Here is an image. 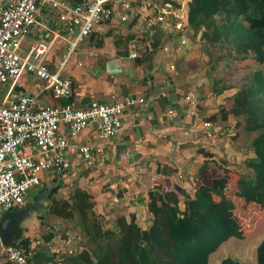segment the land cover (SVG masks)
<instances>
[{
  "label": "crops",
  "instance_id": "crops-1",
  "mask_svg": "<svg viewBox=\"0 0 264 264\" xmlns=\"http://www.w3.org/2000/svg\"><path fill=\"white\" fill-rule=\"evenodd\" d=\"M176 3L179 6L173 9L182 7L181 12L173 10L170 21L156 26L154 36L149 39L145 38L144 31H138L135 26L150 18L151 12L141 1L135 4L139 15L132 24L99 26L66 62L63 75L73 80L74 95L71 100L54 99L43 81L28 73L18 81L16 90L34 96L42 106L73 101L76 107L85 108L92 100L112 103L123 102L126 97L145 99L144 103L125 109L123 127L118 138L107 148L105 163L90 170L72 148L66 154V176L60 182L54 177H44L43 185L35 194L46 184L56 182L58 189L51 207L56 198L70 200L71 191L82 188L97 198L96 211L107 217L102 218L105 219L102 220L105 227L113 228L115 220L123 215L127 222L134 217L145 230L153 224L152 216L147 211L146 196L160 180L170 182L167 191L177 194L179 208L184 210L186 199L195 197L194 184L209 185L213 178L221 176L220 170L213 165L201 171L203 161L200 148L206 147L218 157L226 155L235 162H239L237 160L240 158L255 157L254 153L244 154L235 146L233 149L230 146L232 142L226 135L227 129L221 128L219 113L222 107L228 106L226 98L232 97L238 90L224 88L218 80L213 81L216 86L214 90H209L210 81L204 69L208 57L203 52L201 35L198 36L201 31L196 33L188 27V1L177 0ZM176 14H182L183 19L175 17ZM46 16L43 14V17ZM43 19L40 23L47 26L48 20ZM179 22L182 24L181 30ZM49 28L53 29V25ZM51 31H44L43 37L54 41L48 61L51 69L56 70L60 62L67 59L68 46L62 31ZM41 33L42 30L36 27L35 32L24 39L31 45ZM138 45L146 46V51L136 59L130 58L131 51ZM164 46L170 48L169 53L162 51ZM110 61H116L122 73H110ZM189 96L191 99H188ZM212 114L217 115L216 122L206 120ZM206 121L210 123L207 128L204 127ZM233 122L234 116L230 114L227 123ZM94 141H97V132L90 127L73 143L80 145ZM180 174H183V179L179 178ZM175 187H180L182 193H178ZM50 208L41 214L40 219L33 217L28 221L32 224L29 227L32 230L29 231L27 227L26 235V239L30 240L29 248L35 254L48 258L64 244L68 232H76L84 237L76 218L68 219L51 213ZM39 222L43 226L41 234L36 226L33 228ZM67 222L71 223L73 229H63ZM52 232H55V236L47 242L45 236ZM0 264L12 263L0 256Z\"/></svg>",
  "mask_w": 264,
  "mask_h": 264
},
{
  "label": "built area",
  "instance_id": "built-area-1",
  "mask_svg": "<svg viewBox=\"0 0 264 264\" xmlns=\"http://www.w3.org/2000/svg\"><path fill=\"white\" fill-rule=\"evenodd\" d=\"M139 1L151 13L149 19H139L142 23L135 26L148 39L154 36L156 26L170 21L173 10H182L173 9L177 0H0V219L7 210L26 207L29 194L40 189L45 176L60 182L68 170L66 154L72 148L90 170L105 163L106 150L123 127L125 109L144 103V98L126 97L123 102L112 103L92 100L85 108L76 107L73 101L42 106L34 96L16 90L20 78L28 73L43 81L54 99L71 100L73 80L63 75L71 54L99 26L135 22L139 15L135 4ZM175 17L183 19L182 14ZM43 18L48 20L47 26L40 23ZM181 26L179 22L180 30ZM36 27L42 33L24 50L22 40L34 33ZM51 30L62 31L68 46L67 59L56 70L51 69L48 61L54 41L43 37L44 31ZM145 51L146 46H135L130 58L136 59ZM162 51L169 53L170 48L164 46ZM209 125L204 122L205 128ZM90 127L97 132V141L75 145L73 142ZM179 178L183 179V174ZM164 188L168 190L167 186ZM84 247L81 234L68 232L64 244L46 261L36 260L31 248L2 241L0 256L12 264H64L67 257L79 256Z\"/></svg>",
  "mask_w": 264,
  "mask_h": 264
},
{
  "label": "trees",
  "instance_id": "trees-1",
  "mask_svg": "<svg viewBox=\"0 0 264 264\" xmlns=\"http://www.w3.org/2000/svg\"><path fill=\"white\" fill-rule=\"evenodd\" d=\"M188 27L196 33L205 29L203 36L212 44L227 41L240 56L236 57L238 60H262L264 0H190ZM230 98L232 107L221 108L219 123L234 143L243 134H255L250 147L235 145L244 154H255L245 159L243 166L249 171L239 173L226 159L206 147L200 148L201 171L213 165L221 176L213 178L209 185L194 184L195 197L186 199L184 210L179 208L177 194L165 190L170 182L160 180L146 196L153 224L145 230L134 217L127 222L121 215L114 228L102 231L101 221L107 217L96 211L97 198L90 191L76 188L71 203L56 200L51 207V213L65 218L78 214L84 233V251L79 256L67 257L64 264H211L212 254L232 237L249 238L264 229V73L255 72ZM230 114L234 116L232 124L227 123ZM206 120L216 122L217 115L212 114ZM235 184L237 203L230 194ZM175 189L182 193L180 187ZM236 212L249 217L247 226L244 227ZM54 236L55 232L49 233L45 240L49 242ZM4 244L10 245L9 241ZM21 247L29 249L30 240L26 239ZM36 257L38 261H46L51 256L36 254ZM221 264L243 263L226 257ZM256 264H264V240L257 246Z\"/></svg>",
  "mask_w": 264,
  "mask_h": 264
},
{
  "label": "rangeland",
  "instance_id": "rangeland-1",
  "mask_svg": "<svg viewBox=\"0 0 264 264\" xmlns=\"http://www.w3.org/2000/svg\"><path fill=\"white\" fill-rule=\"evenodd\" d=\"M206 30L202 29L201 32L198 34L200 36V42L203 45V52L205 55L208 57L204 64H205V70L207 72V79L210 81V91H213L214 88L216 87L213 84V81H217L218 83H221V86L223 85L224 88L228 87L229 89L235 88L239 90L241 86L250 81V79L253 77L254 73L257 71H262L264 73V49H263V56L261 57L260 62H255L252 60L245 61V60H238L236 57L237 53L235 52L233 46L228 43L227 41H224L223 39L220 40L217 43H210L205 37L203 36L204 32ZM30 43L26 42L25 39L23 40L22 47L25 48V50H28L30 47ZM240 57V56H239ZM220 81V82H219ZM227 100L231 99L229 96L226 98ZM233 102H228L227 108L232 107ZM257 134V133H256ZM255 134H243L242 137H240L235 143L231 141L230 146L233 149V146H241V147H250L251 141L253 140ZM226 157V158H225ZM222 159H226L228 162H230L232 165L237 167V171L239 173H246L249 171V169L244 165L245 159L247 158H239L235 162L233 158L228 159L227 156L225 155ZM240 164V165H239ZM37 190V189H36ZM36 190L31 191V193L28 196V201L30 203L34 202L35 197H36ZM237 190V185L235 184L232 189L230 194H232V199L234 202L237 203L238 198L234 195L235 191ZM73 193V191H71ZM71 192H69L71 196ZM57 195V194H56ZM57 201H71L70 200H65L62 198H56ZM55 200V201H56ZM71 203V202H70ZM51 209V208H50ZM237 213V212H236ZM237 215L240 217L241 223H243L244 227L249 224V217L238 214ZM248 217V218H247ZM76 218L79 221L78 214H74L73 217L68 218V219H73ZM67 226L63 229H73L71 228V223L67 222L65 223ZM251 224V223H250ZM27 227H31L32 224L31 222L26 223ZM39 225V227L37 226ZM37 223L36 225H33V228L36 226V229H39L38 232H42L43 226H40ZM264 225V223H263ZM110 226V225H109ZM113 228L115 225L112 226ZM111 227H105L104 222L101 221V229L102 231H105L107 229H110ZM35 229V228H34ZM32 229L29 228V231ZM256 230V229H255ZM28 233V230H27ZM264 240V229L262 230H257L254 232L252 236L245 237L243 239H239L237 237H232L227 244H225L220 251L216 254L215 257H210V262L211 264H221V261L226 258V257H233L238 260H240L243 264H256V249L259 243ZM223 258V259H222Z\"/></svg>",
  "mask_w": 264,
  "mask_h": 264
},
{
  "label": "water",
  "instance_id": "water-1",
  "mask_svg": "<svg viewBox=\"0 0 264 264\" xmlns=\"http://www.w3.org/2000/svg\"><path fill=\"white\" fill-rule=\"evenodd\" d=\"M108 71L113 74L122 73V68L118 66L116 61H110ZM57 189L56 182L48 183L38 192L34 202L29 203L26 207H14L5 211L0 219V239L2 242L9 241L10 245L20 247L26 240L28 230L26 223L33 217L40 219L41 214L49 210Z\"/></svg>",
  "mask_w": 264,
  "mask_h": 264
},
{
  "label": "flooded vegetation",
  "instance_id": "flooded-vegetation-1",
  "mask_svg": "<svg viewBox=\"0 0 264 264\" xmlns=\"http://www.w3.org/2000/svg\"><path fill=\"white\" fill-rule=\"evenodd\" d=\"M30 203V202H29Z\"/></svg>",
  "mask_w": 264,
  "mask_h": 264
}]
</instances>
